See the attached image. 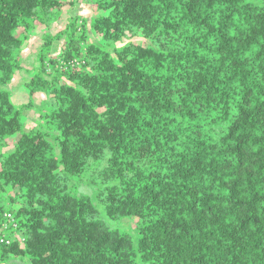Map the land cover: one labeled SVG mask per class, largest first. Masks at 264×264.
<instances>
[{"label": "trees", "instance_id": "16d2710c", "mask_svg": "<svg viewBox=\"0 0 264 264\" xmlns=\"http://www.w3.org/2000/svg\"><path fill=\"white\" fill-rule=\"evenodd\" d=\"M78 1L0 0V263L264 264V0H87L51 35Z\"/></svg>", "mask_w": 264, "mask_h": 264}, {"label": "rangeland", "instance_id": "374dc122", "mask_svg": "<svg viewBox=\"0 0 264 264\" xmlns=\"http://www.w3.org/2000/svg\"><path fill=\"white\" fill-rule=\"evenodd\" d=\"M87 0H79L74 8H70L67 4L63 6L62 8V14L60 17L53 22V35L58 32L61 27L63 28L67 22V19L70 16L79 15L84 17V19L89 23L91 17L94 15V12L92 10V7L88 8L87 6ZM89 37L92 39V41L96 43H100L98 37L94 36L90 33ZM43 40V39H42ZM62 39L55 41L53 45V52L58 51L59 47L62 45ZM37 53V52H36ZM36 53L34 55L33 52H24L22 50L21 52V68L18 70L15 75L17 77V80L26 82L27 79L30 77V74L28 72V69H33L35 66L34 59L36 57ZM53 54V53H51ZM33 66V67H32ZM31 71V70H30ZM14 75V77H15ZM18 81V82H19ZM26 86V85H25ZM23 84L21 85H15V87H11V92L13 93V98L16 103V105H23L28 104L30 106L25 107L23 109V116L22 119L24 123L27 125V127H34L39 122V110L42 105L43 99H45L46 94L44 92H36L33 94V96L29 99V96L27 94L28 89L25 88ZM8 87V86H6ZM31 103V104H29ZM6 149V148H5ZM4 149V150H5ZM58 152V150H57ZM71 185L80 193H86L89 194L93 200L95 205L98 207L101 215L106 219V221L111 225L113 228H117L120 232H125L129 234L133 238V244L135 247H137V241L138 236L140 235V231L136 229L135 223L132 218H124L121 220V222H115L112 220H109L108 217H106L105 211L103 206L98 203V201L95 199V191L99 188L98 185L94 182V180L90 179V177L85 176V178L81 181H77L76 179H72ZM9 215L8 213L5 214V216ZM7 226V220L3 222V227ZM1 233V228H0ZM2 240V239H1ZM0 264H29L26 261L19 260V259H13L12 261L8 263H0ZM136 264H142L139 258L136 260Z\"/></svg>", "mask_w": 264, "mask_h": 264}, {"label": "crops", "instance_id": "0c3cea01", "mask_svg": "<svg viewBox=\"0 0 264 264\" xmlns=\"http://www.w3.org/2000/svg\"><path fill=\"white\" fill-rule=\"evenodd\" d=\"M88 4V3H87ZM88 6V8H90V5L88 4L87 5ZM53 23L51 24V27H50V30H49V33L52 35L53 34V31H54V29H53ZM61 29H62V27H61ZM43 33L42 32H39V31H35V32H33L26 40H25V42H24V45H23V49L22 50H24V52L26 51V52H29V54H30V52H33L34 53V55H35V53L36 52H38V50L40 49V47H41V45H42V42H43ZM54 45V44H53ZM61 47V46H60ZM60 47H59V50H60ZM59 50L58 51H55V52H53V54L55 55V54H58L59 53ZM34 64H35V59H34ZM33 67V66H32ZM31 70V71H30ZM33 70H32V68L31 69H28V72L29 73H33L32 72ZM30 74V75H31ZM28 80V79H27ZM19 80H17V77H16V75H15V77H13V79L9 82V84L7 85L8 87H7V89L8 90H10L11 91V87H15V85H21V84H23L24 86H25V82L24 81H21V83H20V81L18 82ZM25 88L27 89V87L25 86ZM27 94H28V91H27ZM30 128H32V127H27V125L25 124V126H24V129L25 130H29Z\"/></svg>", "mask_w": 264, "mask_h": 264}, {"label": "built area", "instance_id": "2783aa9c", "mask_svg": "<svg viewBox=\"0 0 264 264\" xmlns=\"http://www.w3.org/2000/svg\"><path fill=\"white\" fill-rule=\"evenodd\" d=\"M8 217H10V215H7ZM14 224V223H13Z\"/></svg>", "mask_w": 264, "mask_h": 264}]
</instances>
